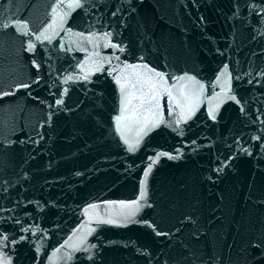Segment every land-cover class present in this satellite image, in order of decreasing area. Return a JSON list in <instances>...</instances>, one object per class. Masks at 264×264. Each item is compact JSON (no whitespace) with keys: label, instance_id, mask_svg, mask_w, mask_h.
<instances>
[{"label":"water","instance_id":"1","mask_svg":"<svg viewBox=\"0 0 264 264\" xmlns=\"http://www.w3.org/2000/svg\"><path fill=\"white\" fill-rule=\"evenodd\" d=\"M0 264H264V0H0Z\"/></svg>","mask_w":264,"mask_h":264},{"label":"snow or ice","instance_id":"2","mask_svg":"<svg viewBox=\"0 0 264 264\" xmlns=\"http://www.w3.org/2000/svg\"><path fill=\"white\" fill-rule=\"evenodd\" d=\"M77 6H79L78 3L75 4V5H73V4H69V5H67V7H69V8L77 7ZM56 7H57V8H60L61 5L58 3V4L56 5ZM53 23H55V20L53 21ZM36 38H37L38 40L41 39V38L44 39V40H50V39H51L50 36L45 35V34H41V36H37ZM29 46L31 47V45H29ZM113 47H116V45H113ZM121 51H122V49H121ZM129 67H132V66H129ZM155 76H156V77H159L161 81L163 80V77H161L159 73H155ZM117 83H120V79H119V78H117ZM138 84H141V80H140L139 78L137 79V81H136L135 83H132V84H131V87H132L133 89H135V88L137 87ZM144 85H147V87H148V92H147V93H145L144 90H143ZM124 89H125V84H121V91H124ZM165 91H167V89H165ZM140 92H141V95L138 96L137 99L140 100V102H141L142 105H143L145 102L151 104L153 101H155V102H156V107H157V108L160 107V105H159V97H160L161 93H160V91L158 90V84H157L156 82L152 81L151 78L145 80V81L143 82V84H141ZM168 95L171 96V92H170V91H168ZM124 103H125V105H128V104L131 103V100H130L128 97H125V101H124ZM125 110H127V108H126ZM118 119H119V118H118ZM125 143H127V140L125 141ZM132 147H134V145H131V146H130V149H131ZM160 155H164V153H161ZM158 158H159V157H157V159H158ZM149 170H150V169H149ZM145 175H147V173H145ZM143 198H144V197H143V194H142L141 199H143ZM127 207H131V206L129 205V206H127Z\"/></svg>","mask_w":264,"mask_h":264}]
</instances>
